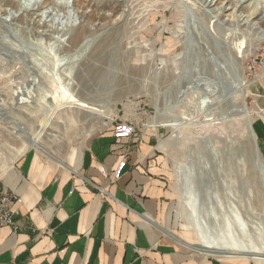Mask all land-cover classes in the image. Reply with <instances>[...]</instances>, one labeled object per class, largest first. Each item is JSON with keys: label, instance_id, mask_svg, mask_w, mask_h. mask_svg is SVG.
Listing matches in <instances>:
<instances>
[{"label": "rangeland", "instance_id": "rangeland-1", "mask_svg": "<svg viewBox=\"0 0 264 264\" xmlns=\"http://www.w3.org/2000/svg\"><path fill=\"white\" fill-rule=\"evenodd\" d=\"M78 1L84 26L70 25L55 52L41 35L50 28L39 24L43 7L7 19L8 9H20L18 0H0V102L7 115L0 118V170L34 148H22L10 120L45 128L37 149L56 160L79 153L96 133L131 123L133 137L161 155L175 201L170 222L181 237L203 245L204 229L218 240L221 232L229 242L264 247V176L253 157L258 152L264 165V0ZM91 32L90 48L74 61L71 89L106 106L110 119L67 99L70 55ZM236 72L244 77L243 100L224 97L223 80L231 83ZM235 99L247 105L246 125L226 107ZM224 139L235 147L241 139L244 148L230 153Z\"/></svg>", "mask_w": 264, "mask_h": 264}, {"label": "crops", "instance_id": "crops-1", "mask_svg": "<svg viewBox=\"0 0 264 264\" xmlns=\"http://www.w3.org/2000/svg\"><path fill=\"white\" fill-rule=\"evenodd\" d=\"M133 136L96 133L67 160L30 148L1 169L22 202L18 230H0V264H264L205 253L181 237L170 222L175 201L161 155Z\"/></svg>", "mask_w": 264, "mask_h": 264}, {"label": "bare ground", "instance_id": "bare-ground-1", "mask_svg": "<svg viewBox=\"0 0 264 264\" xmlns=\"http://www.w3.org/2000/svg\"><path fill=\"white\" fill-rule=\"evenodd\" d=\"M85 1V0H83ZM108 2H115L117 4H126L127 5V0H107ZM78 0H55V3L52 5H47V0H18V4L20 6V9L17 11L8 9V12L6 14L7 19H12L13 16H18L20 12H23L26 10L28 12L29 10H35L37 8H44L42 9V13L40 14L39 18V24L45 23V24H50L49 29H44L42 31V34H47L49 35V38L52 41L50 44V48L52 51H59V45H64L69 39L70 32L67 30V28L70 25H76L77 22L81 19L83 16L81 12L79 11V5H78ZM17 4V5H18ZM30 7V8H29ZM24 9V10H22ZM124 9V8H123ZM127 11L125 9L121 12L125 14ZM22 15V14H21ZM25 15V14H24ZM126 15V14H125ZM124 15V16H125ZM27 16V15H25ZM2 17V13L0 12V19ZM31 17V16H30ZM33 20V19H32ZM79 26H84L82 22H78ZM73 26V27H74ZM44 27V26H43ZM47 27V26H46ZM71 27V26H70ZM72 27V29H73ZM41 33V32H40ZM95 34L91 32L90 35L86 36L81 43L77 46L75 51L71 53V60L73 61L70 65L69 68H67L68 76H69V85L66 86V91L68 94L67 99L68 100H73L74 102H70L69 105L73 106H80L83 108H87V110L92 111L93 113H98L102 115L105 119H110V115L107 111L106 106H100L97 104H94L92 102H89L87 100H84L82 98H79L78 95L75 93V90H72V81H74V61L78 60L82 56H84L88 49L90 48L93 39H94ZM62 47V46H61ZM64 57H61L56 64L61 63ZM233 75V73H232ZM235 77L231 81V85L236 88L235 96L234 98L240 99L242 98V90L240 86L244 83V77L242 76L241 73L236 72ZM31 80V79H30ZM230 82V81H229ZM26 92L25 94L28 95L30 98H33L35 94L32 92L30 87H26L24 89ZM24 93V92H23ZM223 93V92H222ZM220 96V95H219ZM221 97V96H220ZM235 99V100H236ZM233 100L234 102L239 103L240 107L246 106V110L244 112V115H241L239 117L244 119V124L246 125L247 123V114H248V108L246 104H243L244 101H238V100ZM3 102H0V118L3 116L7 117V115H4V113L1 111L3 110ZM248 122L251 123V119H248ZM8 125L12 127V129L15 131L16 135L20 137L23 140V147H34V148H39V144L41 139L44 137L46 134V129L45 128H38L36 131H32L28 128H25L21 123L16 122L15 120H10L7 122ZM251 125V124H250ZM174 128H178L176 125H173ZM252 128V126H251ZM175 136V135H174ZM41 147V146H40ZM20 148L19 150H21ZM258 154V152H257ZM259 156V154H258ZM187 204L192 208V193H189L186 198ZM194 211V209H193ZM195 212V211H194ZM198 223V221H197ZM199 224V223H198ZM199 232V231H198ZM221 235V240H218L207 230L201 229L200 230V243L203 244L201 246L205 247V253L217 255V256H222L225 258L228 257H235L236 255L239 257H245V258H256V259H261L264 260V247H259L253 244L246 243L238 238H233L232 242H229L225 237L224 234L220 232ZM189 246V245H188ZM194 247V245H193ZM200 252V251H199ZM235 255V256H233Z\"/></svg>", "mask_w": 264, "mask_h": 264}, {"label": "built area", "instance_id": "built-area-1", "mask_svg": "<svg viewBox=\"0 0 264 264\" xmlns=\"http://www.w3.org/2000/svg\"><path fill=\"white\" fill-rule=\"evenodd\" d=\"M258 68V56H255L250 63L249 71L254 73ZM135 128L131 123H119L113 130V135L117 139L130 138L134 135ZM126 160L119 163L114 176L119 178L124 167ZM22 202L20 195L8 189L0 178V230L5 226H12L16 232L19 228L18 222L14 219L15 206Z\"/></svg>", "mask_w": 264, "mask_h": 264}, {"label": "water", "instance_id": "water-1", "mask_svg": "<svg viewBox=\"0 0 264 264\" xmlns=\"http://www.w3.org/2000/svg\"><path fill=\"white\" fill-rule=\"evenodd\" d=\"M223 86H224V97H229L230 95L235 94L236 88L231 85V83L229 82V80H223ZM226 107H228L231 110V112L235 113L237 116L244 115V112L246 110V106H244L242 108V107L239 106L238 103L234 102L233 100L227 101ZM250 124H251V126L253 128L252 122ZM246 137L249 138L248 135H246ZM211 138H213V136H211ZM224 142H225V144L227 146V149H228V151L230 153H233L235 150H241V149L244 148L243 141L241 139H238V144H237L236 147L233 145V142L232 141H229V140H225L224 139ZM214 157H215L214 154H211L210 153V158H214ZM253 157L256 160V167H257V169L264 176V165H263V161L260 159V157L256 153L253 154ZM193 248H196L197 250L206 252L205 251V247L201 246L200 244L194 245Z\"/></svg>", "mask_w": 264, "mask_h": 264}]
</instances>
